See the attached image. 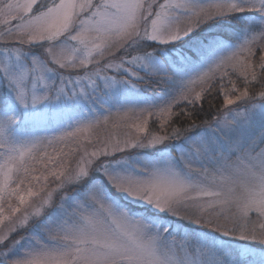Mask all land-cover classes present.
Here are the masks:
<instances>
[{
  "label": "snow or ice",
  "instance_id": "obj_1",
  "mask_svg": "<svg viewBox=\"0 0 264 264\" xmlns=\"http://www.w3.org/2000/svg\"><path fill=\"white\" fill-rule=\"evenodd\" d=\"M0 264H264V0H0Z\"/></svg>",
  "mask_w": 264,
  "mask_h": 264
},
{
  "label": "trees",
  "instance_id": "obj_2",
  "mask_svg": "<svg viewBox=\"0 0 264 264\" xmlns=\"http://www.w3.org/2000/svg\"><path fill=\"white\" fill-rule=\"evenodd\" d=\"M221 103H222V100H220L219 98H217V100H216V106L218 107ZM204 108H205V110H207V108H208V104H207V102H205V104H204ZM200 118L202 119V118H204V117L201 116Z\"/></svg>",
  "mask_w": 264,
  "mask_h": 264
},
{
  "label": "rangeland",
  "instance_id": "obj_3",
  "mask_svg": "<svg viewBox=\"0 0 264 264\" xmlns=\"http://www.w3.org/2000/svg\"><path fill=\"white\" fill-rule=\"evenodd\" d=\"M150 91H152V90H150ZM155 92H156V94H159V90H158V89H156ZM150 127H151V128H155L156 125L153 124V123H151V121H150Z\"/></svg>",
  "mask_w": 264,
  "mask_h": 264
}]
</instances>
